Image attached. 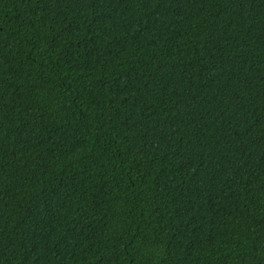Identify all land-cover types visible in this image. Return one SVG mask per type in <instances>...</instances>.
Returning <instances> with one entry per match:
<instances>
[{
    "label": "trees",
    "instance_id": "trees-1",
    "mask_svg": "<svg viewBox=\"0 0 264 264\" xmlns=\"http://www.w3.org/2000/svg\"><path fill=\"white\" fill-rule=\"evenodd\" d=\"M0 264H264V0H0Z\"/></svg>",
    "mask_w": 264,
    "mask_h": 264
}]
</instances>
